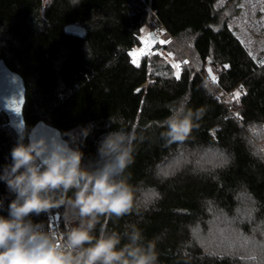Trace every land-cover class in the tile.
<instances>
[{"label":"trees","instance_id":"obj_1","mask_svg":"<svg viewBox=\"0 0 264 264\" xmlns=\"http://www.w3.org/2000/svg\"><path fill=\"white\" fill-rule=\"evenodd\" d=\"M216 1L82 0L72 7L68 0L46 6L42 0H0V59L23 81L25 126L43 121L62 137L94 122L82 148L85 162L102 134L112 130L106 126L109 117L140 132L148 121L163 119L165 105L184 93H190V107L204 109L199 127L182 143L165 145L155 127L144 133L128 171L142 194L150 192L149 208L142 217L108 222L118 231L126 222H138L147 238L158 237L159 264H264L263 253L255 262L212 255L193 239L210 208L231 217L240 201L252 205V218L239 223L240 236H252L257 244L264 236V155L251 140L253 132H264V63L257 64L227 27ZM150 23L149 33L161 28V38L190 44L178 69L172 71L154 53L132 62L129 51L140 45L141 30ZM70 24L83 34H66L64 26ZM206 66L216 81L208 79ZM15 138L0 112V164ZM203 151L217 157L200 158ZM178 155L177 167L163 173ZM4 191L0 184V194ZM58 213L46 217L49 227L53 218L56 229L61 227Z\"/></svg>","mask_w":264,"mask_h":264},{"label":"clouds","instance_id":"obj_2","mask_svg":"<svg viewBox=\"0 0 264 264\" xmlns=\"http://www.w3.org/2000/svg\"><path fill=\"white\" fill-rule=\"evenodd\" d=\"M81 2L68 0L72 7ZM174 51L182 55V46ZM190 99L184 93L165 105L168 114L148 121L140 132L109 117L106 126L112 130L102 134L87 162L82 148L94 122L59 141L34 137L27 125L16 132L0 164L5 189L0 194V264H159L158 237L147 238L138 222H126L123 231L108 222L142 217L148 210L151 202L131 183L128 169L148 129H159L165 145L190 138L204 115L203 108L189 106ZM53 210H59L62 221L55 230L46 221Z\"/></svg>","mask_w":264,"mask_h":264},{"label":"rangeland","instance_id":"obj_3","mask_svg":"<svg viewBox=\"0 0 264 264\" xmlns=\"http://www.w3.org/2000/svg\"><path fill=\"white\" fill-rule=\"evenodd\" d=\"M50 0H42L43 6H46ZM216 10H222L224 16H226V25L232 30L235 37L239 39L242 45L245 47L249 54L254 59L264 58V0H217L214 4ZM151 23L141 30L140 34V45L134 46L129 54L132 62L135 60L138 64L139 58L145 55L146 49L150 47L151 39L149 37V28ZM159 40L161 41L162 48L158 53L160 57L164 59L165 62L169 63L171 70L174 71L173 64H178L180 56H189V45L187 42L178 40H166L159 35ZM166 46H164V45ZM182 46V55H176L174 49L177 45ZM173 53V54H172ZM134 54V55H133ZM150 54L148 56H151ZM233 98H237V92L232 95ZM252 139L255 142V146L258 151L264 155V132L260 135H255L253 132ZM204 156L207 157L209 154L213 155L211 152L208 154L203 151ZM201 154V152H200ZM172 157L168 166L163 167V173L168 174L171 172L170 165L172 167H177L176 164L182 160V156ZM217 157L216 154L213 155ZM186 160L185 158L183 159ZM150 192H144V198L150 197ZM239 207L237 210L232 212L230 217L224 212L217 211L210 208V217L207 222L199 224L193 230L194 242L200 246L204 253H209L212 255H236L245 260V258L250 261H257L259 256L264 254V236L260 237L258 244L252 236L244 235L240 236V222L246 223V218H252L249 212L252 209L251 204H247L245 201L239 202ZM249 209V210H248ZM248 215L250 217H248ZM256 226L255 228H258ZM256 230V229H254ZM260 231L259 228L256 232ZM263 234V233H262ZM264 235V234H263ZM237 236L235 239L231 237ZM240 236V237H239ZM237 239V240H236ZM255 248L260 249V253H255ZM253 254V255H252ZM255 254V255H254ZM252 256L255 259H252ZM252 259V260H250ZM252 264V263H250Z\"/></svg>","mask_w":264,"mask_h":264},{"label":"water","instance_id":"obj_4","mask_svg":"<svg viewBox=\"0 0 264 264\" xmlns=\"http://www.w3.org/2000/svg\"><path fill=\"white\" fill-rule=\"evenodd\" d=\"M64 32L70 35L80 36L83 34V29L78 25L64 26ZM151 41L156 40V37L150 33ZM24 105V85L21 77L11 71L0 59V112L6 118L9 128L16 132L25 130V123L22 116V108ZM32 135L34 137H43L46 140L61 139L59 130L50 126L43 121L36 122L32 127Z\"/></svg>","mask_w":264,"mask_h":264},{"label":"built area","instance_id":"obj_5","mask_svg":"<svg viewBox=\"0 0 264 264\" xmlns=\"http://www.w3.org/2000/svg\"><path fill=\"white\" fill-rule=\"evenodd\" d=\"M161 28H156L154 31H153V34L156 35V40H152L151 44H150V47L148 49H146L145 51V55H150V54H153V53H158L161 48H162V44H161V41L159 40V35L161 33ZM262 61H264V58H260L258 59V63L257 64H262ZM205 72L208 76V79L209 80H212V81H216L217 78L215 77V75L213 74V72L211 71V69L206 66L205 68ZM213 77H215V80H213ZM263 130H264V125L261 127ZM54 218L52 219V223H51V227L53 230L56 229V226H55V222H54Z\"/></svg>","mask_w":264,"mask_h":264},{"label":"snow or ice","instance_id":"obj_6","mask_svg":"<svg viewBox=\"0 0 264 264\" xmlns=\"http://www.w3.org/2000/svg\"><path fill=\"white\" fill-rule=\"evenodd\" d=\"M134 55V54H133ZM134 63H137V61H133ZM262 63H264V61H262ZM173 68L174 69H178L179 68V65L178 64H173ZM176 74V76H177V78H179V73H178V71L175 73ZM213 80H215V77H213Z\"/></svg>","mask_w":264,"mask_h":264}]
</instances>
